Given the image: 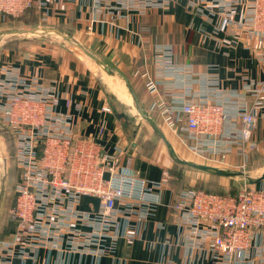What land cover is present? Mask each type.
Here are the masks:
<instances>
[{
  "label": "crops",
  "instance_id": "obj_1",
  "mask_svg": "<svg viewBox=\"0 0 264 264\" xmlns=\"http://www.w3.org/2000/svg\"><path fill=\"white\" fill-rule=\"evenodd\" d=\"M208 1L218 0H164L163 7L142 12L134 5V9L123 7L119 0H33V7L20 17L0 16V80L8 68L22 78L21 87L36 82L46 91L55 89L58 109L73 117L75 132L108 152H117L123 172L149 181L163 179L164 172L169 175L162 205L133 245L119 240L112 254L99 258L28 249L23 258L6 254L4 264H212L208 249L188 248L171 208L178 191L171 172L174 160L188 162L185 157H190L202 161L199 165L209 162L193 153V142L182 141L167 127L156 96L146 85L148 77L163 80L166 91L179 79L172 95L227 101L232 116L226 127H240L237 95L246 82L264 78V65L257 59L264 39L241 34L235 27L247 0H238L229 26L219 8V14H209ZM163 53L172 55L173 69L162 76ZM187 68L191 76L185 74ZM255 139L257 148L249 154L248 164L255 161L256 151L264 153V118L258 122ZM220 159L235 166L241 162L234 149L223 152ZM263 173L264 166L249 173L257 189L263 187L259 179ZM98 208L97 198H82L81 210Z\"/></svg>",
  "mask_w": 264,
  "mask_h": 264
},
{
  "label": "built area",
  "instance_id": "obj_2",
  "mask_svg": "<svg viewBox=\"0 0 264 264\" xmlns=\"http://www.w3.org/2000/svg\"><path fill=\"white\" fill-rule=\"evenodd\" d=\"M126 1L119 0L123 7L134 5L142 12L165 5L164 0H132V5ZM237 2L208 1L207 11L219 14V8L229 26ZM33 3L0 0V16L20 17ZM235 27L241 34L264 39V0H247L242 20ZM171 56L163 53L159 58L162 76L173 69ZM257 57L264 65V47ZM185 74L193 72L187 68ZM159 81L148 77L146 85L156 96L155 104L167 127L182 141L193 142L194 154L215 168L239 170L246 180L236 196L193 190L176 196L171 208L176 223L184 229L188 248L208 249L212 264H264V184L257 189L246 177L249 154L257 148L258 122L264 118V78L246 82L237 95L240 102L235 115L240 127L233 129L226 127L232 116L227 101L179 98L170 93L180 86L179 79L166 91L162 90L165 81ZM22 85L17 72L6 68L5 78L0 80V122L13 134V158L20 176L16 204L10 211L17 226L8 240H0V264L5 263L6 254L18 253L23 258L28 249L80 252L99 258L112 254L119 240L133 245L143 225L162 205L168 173L161 180L149 181L123 172L117 152H108L75 132L73 117L58 109L60 98L55 89L46 91L36 82ZM103 111L110 112V108ZM230 149L241 158L239 165L220 159ZM7 158L3 156V160ZM85 196L97 198L99 208L81 210Z\"/></svg>",
  "mask_w": 264,
  "mask_h": 264
},
{
  "label": "rangeland",
  "instance_id": "obj_3",
  "mask_svg": "<svg viewBox=\"0 0 264 264\" xmlns=\"http://www.w3.org/2000/svg\"><path fill=\"white\" fill-rule=\"evenodd\" d=\"M11 137L10 132L7 130V128L1 124L0 122V239H1V234L4 231V227L9 224L10 221V209L8 211L4 210V200H5V195L8 186V171L13 163V158L14 152L12 151V148L9 146L8 143V138ZM12 138V137H11ZM262 153V150H258L255 152V161L251 162L248 164L246 175L249 176V173H254L256 172L257 169H261L264 166V153ZM4 153V154H3ZM8 156L7 158V164H6V169L4 172H6V183H5V190H2L1 188V182H2V161H3V156ZM263 158V159H262ZM185 159L188 160V162L192 163L193 160L197 161L195 164H202V161L196 160L190 157H185ZM192 159V160H191ZM174 166L171 169V171H176L175 175V181L182 182V181H188L190 186H199L201 189L209 190V191H215V192H229L232 190H237L240 188H243L245 185V178L244 175H241V171L235 170L234 172L231 173H237L235 176L231 177H216L213 174H210L208 172L200 171L197 169H194L188 165H185L181 162H178V160H174ZM192 161V162H191ZM177 162V163H176ZM14 164V163H13ZM207 165V164H204ZM208 166L216 167L212 164H209ZM221 170H225V168L218 167ZM225 171H228L227 169ZM254 171V172H253ZM239 175V176H237Z\"/></svg>",
  "mask_w": 264,
  "mask_h": 264
},
{
  "label": "trees",
  "instance_id": "obj_4",
  "mask_svg": "<svg viewBox=\"0 0 264 264\" xmlns=\"http://www.w3.org/2000/svg\"><path fill=\"white\" fill-rule=\"evenodd\" d=\"M5 126V125H4ZM7 128V130L10 132L11 137L8 138V143L9 146L12 148V151L15 153V141H14V137L13 134L10 130L9 127L5 126ZM14 163V164H13ZM13 163L8 171V188L6 191V195H5V200H4V210L8 211L9 209L11 210L12 208H14L15 204H16V193H15V187L16 184L19 180V176H20V170L17 167L15 161L13 160ZM173 174H177L176 171H171ZM216 177H226V176H222V175H214ZM178 187V191H176V196L183 190H193V191H205L207 193H214V194H220V195H231V196H236L240 190H232L229 192H215V191H209V190H205V189H201L199 186H190V184L188 183V181H182L177 183V181H174ZM16 222L10 217V221L9 224H7V226L4 227V231L1 234V239L7 238L8 236H10L16 229Z\"/></svg>",
  "mask_w": 264,
  "mask_h": 264
},
{
  "label": "water",
  "instance_id": "obj_5",
  "mask_svg": "<svg viewBox=\"0 0 264 264\" xmlns=\"http://www.w3.org/2000/svg\"><path fill=\"white\" fill-rule=\"evenodd\" d=\"M180 162L185 164V165H188V166H190V167H192L194 169H197V170H200V171H204V172H208V173L213 174V175H222V176H226V177H231V176H235L237 174V173H231L230 171L221 170L219 168H215V167L208 166V165H199V164L189 163V162H186V161H180ZM6 164H7V160L4 159L2 161V169H3L2 182H1L2 190H5L6 172H4V171L6 169ZM237 176H239V175H237ZM240 176H243V174L241 173ZM246 177L248 178V176H246ZM259 179H264V173L262 174V176ZM252 182H255V181H252Z\"/></svg>",
  "mask_w": 264,
  "mask_h": 264
}]
</instances>
